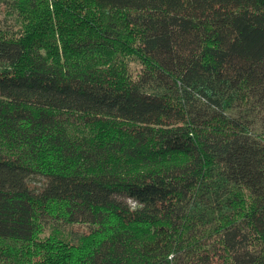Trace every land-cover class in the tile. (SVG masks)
Returning a JSON list of instances; mask_svg holds the SVG:
<instances>
[{
    "label": "trees",
    "instance_id": "16d2710c",
    "mask_svg": "<svg viewBox=\"0 0 264 264\" xmlns=\"http://www.w3.org/2000/svg\"><path fill=\"white\" fill-rule=\"evenodd\" d=\"M0 264H264V0H0Z\"/></svg>",
    "mask_w": 264,
    "mask_h": 264
},
{
    "label": "rangeland",
    "instance_id": "374dc122",
    "mask_svg": "<svg viewBox=\"0 0 264 264\" xmlns=\"http://www.w3.org/2000/svg\"><path fill=\"white\" fill-rule=\"evenodd\" d=\"M132 67H136V64L134 63V62H132ZM230 114H232V115H235V114H237V111L236 110H234V111H230L229 112ZM263 114H261L260 116H262ZM259 117V116H258ZM257 117V119H260V118H258ZM36 184L37 185H39L40 186V183L39 182H36ZM118 201H120V202H122V203H126V202H128V199L126 198V197H124V196H116L115 197ZM89 229V227L88 226H85V225H83V226H79V225H77V226H75L74 228H73V238H74V240H75V238L77 239V236L78 235H80V234H82V233H84V232H87V230Z\"/></svg>",
    "mask_w": 264,
    "mask_h": 264
},
{
    "label": "built area",
    "instance_id": "2783aa9c",
    "mask_svg": "<svg viewBox=\"0 0 264 264\" xmlns=\"http://www.w3.org/2000/svg\"><path fill=\"white\" fill-rule=\"evenodd\" d=\"M131 205H132V206H136V204H135L134 202H132V201H131Z\"/></svg>",
    "mask_w": 264,
    "mask_h": 264
}]
</instances>
